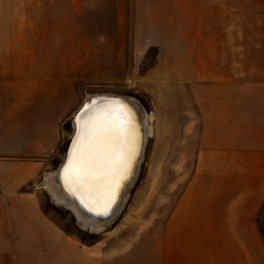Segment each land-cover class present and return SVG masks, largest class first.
Segmentation results:
<instances>
[{"label":"crops","instance_id":"obj_1","mask_svg":"<svg viewBox=\"0 0 264 264\" xmlns=\"http://www.w3.org/2000/svg\"><path fill=\"white\" fill-rule=\"evenodd\" d=\"M135 7L138 18L185 21L182 51H159L142 78L163 85L165 113L156 114L164 131L178 132V162L202 166L200 179L213 187L202 192L223 203L200 209L196 226L216 233L198 255L203 264H264L252 223L264 200V0H136ZM0 85V264H122L129 248L111 234L86 242L42 205L38 179L72 107L14 97L12 84ZM185 211L175 209L174 227ZM229 232L235 250L227 255ZM175 244L156 242L154 251L173 264Z\"/></svg>","mask_w":264,"mask_h":264},{"label":"rangeland","instance_id":"obj_2","mask_svg":"<svg viewBox=\"0 0 264 264\" xmlns=\"http://www.w3.org/2000/svg\"><path fill=\"white\" fill-rule=\"evenodd\" d=\"M135 1L0 0V84H12L14 97L54 103L59 99L72 107L60 124L50 166L38 179L43 208L68 232L79 234L86 242L105 240L111 234L116 246L129 248L122 264H143V260L171 264L165 251L160 255L154 248L156 242L166 248L172 240L177 247L173 264H203L197 249H206L200 243L216 232L198 228L200 209H218L223 203L206 199L202 192L213 189L199 177L202 166L178 162V132L164 131L161 116L156 114L165 113L163 85L142 78L156 65L159 51H182L185 21L138 18ZM124 68L126 80L121 81ZM96 94L130 97L145 115L152 116V131L147 134L135 182L120 213L101 229L92 230L83 228L74 211L54 200L45 182L64 160L73 131L71 119L83 99ZM183 207L186 211L178 213V226L174 227L170 222L174 211ZM252 223L264 246V200ZM231 234L227 255L235 250ZM243 237L251 240L247 232ZM144 246L148 247L146 253Z\"/></svg>","mask_w":264,"mask_h":264},{"label":"snow or ice","instance_id":"obj_3","mask_svg":"<svg viewBox=\"0 0 264 264\" xmlns=\"http://www.w3.org/2000/svg\"><path fill=\"white\" fill-rule=\"evenodd\" d=\"M88 136V149L85 151L81 146L76 162L70 161L69 169L65 170L66 180L70 188H75L72 195L85 207H88L87 198L107 213L115 202L122 180L130 174L135 144L123 120L107 126L93 125Z\"/></svg>","mask_w":264,"mask_h":264},{"label":"water","instance_id":"obj_4","mask_svg":"<svg viewBox=\"0 0 264 264\" xmlns=\"http://www.w3.org/2000/svg\"><path fill=\"white\" fill-rule=\"evenodd\" d=\"M108 103H116L119 107H121V110L127 109L130 112V121H129V128L135 135L134 137V144H135V157H134V163L131 168L130 174L125 179L124 182H122L118 195L115 199V202L110 206L107 213H104V209H95L88 205V207H85L84 204L80 202L79 199H77L76 196L72 195V191H74L72 188L69 187V183L66 180V172L65 170L68 167V164L70 163V157H71V151L72 147L75 144V141L80 136V131H82L83 127H85V118L87 115H89L92 111H94L96 108H98L101 105H105ZM87 110V112H86ZM86 113V114H85ZM145 110L139 106L136 107L129 99H126L124 97L119 96H104L103 94L98 95H92V96H86V98L83 99V105L79 109L76 115L71 119L70 126L72 131V135L68 141V145L65 148L64 153V160L63 162L58 166V168L54 172V181L58 185L59 191L67 197V199L73 201L78 206L79 211L81 212V215L85 218H89L91 220H94L96 223L100 225H105L106 223L112 221L115 217H117L116 210L119 207L120 204L123 205L124 199L127 196L128 190L133 182H135L138 167L142 161L144 149H145V139H144V123H143V116H145ZM131 132V133H132ZM49 178V176L47 177ZM75 189V188H74ZM91 208L92 211H89L88 209ZM97 213H104V214H97Z\"/></svg>","mask_w":264,"mask_h":264},{"label":"bare ground","instance_id":"obj_5","mask_svg":"<svg viewBox=\"0 0 264 264\" xmlns=\"http://www.w3.org/2000/svg\"><path fill=\"white\" fill-rule=\"evenodd\" d=\"M96 95H98V94H96ZM103 95L104 96H110V97L111 96H119L118 94L117 95L116 94H103ZM121 97H124V96H121ZM124 98L129 99V101H131L134 105H136V107H139L137 105V103L134 102L133 99H131L130 97H124ZM122 109L123 110H121V107L116 105V103H108V104L99 106L94 111H92L89 115L86 116L85 121H84L86 126L83 127L82 131H80V136L77 138L74 146L72 147L71 157H70L71 162H73V163L76 162L77 152L79 151L81 146H83L84 150L87 151L88 145H89V140H90V137L88 136V132L90 131V129L92 128L93 125L107 126V125L112 124L113 122H119V121L123 120L125 125L129 128L130 112L127 109H124V108H122ZM149 117L147 115H145L142 118L143 123H144V129H145V133H144L145 143H146V139H147V134L152 131V130L150 131V123H149L152 116H149ZM129 130H130V132H132L130 128H129ZM133 132L131 133V135H132V138L134 140L135 135L133 134ZM69 167H70V163L68 164L67 169H69ZM125 179L122 180V182H124ZM54 180H55L54 179V173L53 174L51 173L49 175V178L45 182V186L50 190L54 200L56 202L62 204V205H65L67 207V209L74 211L78 220L80 221L81 225L83 226V228L92 229V230L101 229V227H103L102 225L96 223L94 220H91L89 218H85V217H83V215H81V212L79 211L76 203L67 199V197H65L59 191L58 185L55 183ZM122 182H121V184H122ZM72 189L75 190L74 188H72ZM85 203L87 205L95 208V209H100V210L104 209L102 206L88 200L87 198H85ZM121 207H122V204H120L119 207L117 208V210H116L117 214L121 210Z\"/></svg>","mask_w":264,"mask_h":264}]
</instances>
